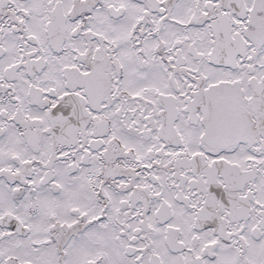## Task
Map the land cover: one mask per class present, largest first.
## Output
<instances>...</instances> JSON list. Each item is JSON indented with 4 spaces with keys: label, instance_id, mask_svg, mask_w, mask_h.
<instances>
[{
    "label": "snow or ice",
    "instance_id": "obj_1",
    "mask_svg": "<svg viewBox=\"0 0 264 264\" xmlns=\"http://www.w3.org/2000/svg\"><path fill=\"white\" fill-rule=\"evenodd\" d=\"M0 264H264V0H0Z\"/></svg>",
    "mask_w": 264,
    "mask_h": 264
}]
</instances>
